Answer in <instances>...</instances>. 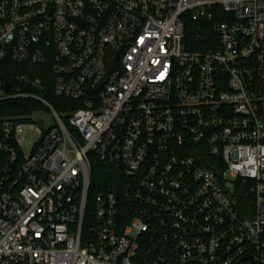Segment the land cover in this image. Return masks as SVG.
<instances>
[{"label":"built area","instance_id":"built-area-1","mask_svg":"<svg viewBox=\"0 0 264 264\" xmlns=\"http://www.w3.org/2000/svg\"><path fill=\"white\" fill-rule=\"evenodd\" d=\"M6 60L0 264H264V0H0Z\"/></svg>","mask_w":264,"mask_h":264},{"label":"trees","instance_id":"trees-1","mask_svg":"<svg viewBox=\"0 0 264 264\" xmlns=\"http://www.w3.org/2000/svg\"><path fill=\"white\" fill-rule=\"evenodd\" d=\"M17 66L18 64L11 60L0 62V83L3 84V82L7 80H11V78L13 77V72ZM51 99L56 105V107L59 109V111L62 112V114H68L72 110L74 109L76 110L80 107V106H76L79 104L78 102L70 100V99L58 98V97H52ZM23 103L24 102H21V101L20 102H17V101L16 102H12V101L5 102L3 103V105H6L10 108L2 110L1 113H12V112L25 113L27 109H24L21 106H19V105H22ZM94 166H95V169H94L95 174H94V184H93L92 193H94L95 191L101 188L102 183H104V181L108 179L109 174L112 172L111 167L106 164L104 165V164L97 163V164H94Z\"/></svg>","mask_w":264,"mask_h":264},{"label":"rangeland","instance_id":"rangeland-1","mask_svg":"<svg viewBox=\"0 0 264 264\" xmlns=\"http://www.w3.org/2000/svg\"><path fill=\"white\" fill-rule=\"evenodd\" d=\"M6 92L5 89L3 87V84L0 83V99L3 98L5 96ZM40 119V121H39ZM36 121L37 124L36 125H32L27 134H26V138H25V150L28 154L31 153L35 143L37 142L38 138L40 137V135L42 134V128H50L53 124V118L49 113H40L39 115H37L36 117ZM42 123V124H41Z\"/></svg>","mask_w":264,"mask_h":264},{"label":"water","instance_id":"water-1","mask_svg":"<svg viewBox=\"0 0 264 264\" xmlns=\"http://www.w3.org/2000/svg\"><path fill=\"white\" fill-rule=\"evenodd\" d=\"M202 34L204 35V39L207 41L209 39V34L208 33H203ZM115 62H116V56H113V61H112V68L115 67ZM13 88V84L10 83L9 81L5 83V89L7 91L11 90Z\"/></svg>","mask_w":264,"mask_h":264}]
</instances>
